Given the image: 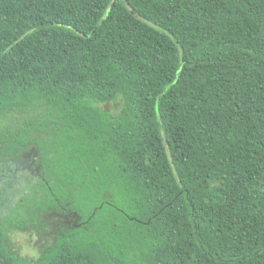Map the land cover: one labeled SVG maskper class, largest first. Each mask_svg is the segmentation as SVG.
<instances>
[{
  "label": "trees",
  "instance_id": "16d2710c",
  "mask_svg": "<svg viewBox=\"0 0 264 264\" xmlns=\"http://www.w3.org/2000/svg\"><path fill=\"white\" fill-rule=\"evenodd\" d=\"M0 161V264H264V0H0Z\"/></svg>",
  "mask_w": 264,
  "mask_h": 264
},
{
  "label": "rangeland",
  "instance_id": "374dc122",
  "mask_svg": "<svg viewBox=\"0 0 264 264\" xmlns=\"http://www.w3.org/2000/svg\"><path fill=\"white\" fill-rule=\"evenodd\" d=\"M121 105L117 99L105 104L102 107L116 113ZM31 174L24 169H17L15 165L7 161H0V215L6 214L13 206L16 199L29 189ZM11 240L15 249L23 256L37 257L41 246L48 240L35 231L14 232Z\"/></svg>",
  "mask_w": 264,
  "mask_h": 264
}]
</instances>
